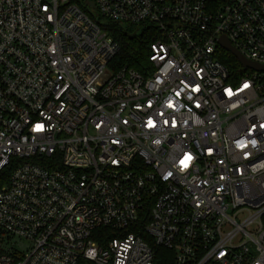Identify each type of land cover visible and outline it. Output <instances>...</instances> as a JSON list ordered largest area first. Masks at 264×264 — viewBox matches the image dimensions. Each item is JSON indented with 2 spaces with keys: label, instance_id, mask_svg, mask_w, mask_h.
<instances>
[{
  "label": "built area",
  "instance_id": "2783aa9c",
  "mask_svg": "<svg viewBox=\"0 0 264 264\" xmlns=\"http://www.w3.org/2000/svg\"><path fill=\"white\" fill-rule=\"evenodd\" d=\"M222 36L264 66V0H0V264H264V72Z\"/></svg>",
  "mask_w": 264,
  "mask_h": 264
},
{
  "label": "trees",
  "instance_id": "16d2710c",
  "mask_svg": "<svg viewBox=\"0 0 264 264\" xmlns=\"http://www.w3.org/2000/svg\"><path fill=\"white\" fill-rule=\"evenodd\" d=\"M103 27L120 45V52L111 64V71L127 67L142 75H148L152 70L150 64L151 45L157 39V32L149 26H133L120 24H104ZM221 61L233 72L235 76L242 71L241 65L228 52L221 51ZM101 237L114 238L111 231L101 229L98 231Z\"/></svg>",
  "mask_w": 264,
  "mask_h": 264
},
{
  "label": "water",
  "instance_id": "95a60500",
  "mask_svg": "<svg viewBox=\"0 0 264 264\" xmlns=\"http://www.w3.org/2000/svg\"><path fill=\"white\" fill-rule=\"evenodd\" d=\"M219 46L229 54H231L241 65L243 69H250L256 72H264V66L247 60L239 51H237L227 37L222 36L218 39Z\"/></svg>",
  "mask_w": 264,
  "mask_h": 264
},
{
  "label": "snow or ice",
  "instance_id": "6c2138e0",
  "mask_svg": "<svg viewBox=\"0 0 264 264\" xmlns=\"http://www.w3.org/2000/svg\"><path fill=\"white\" fill-rule=\"evenodd\" d=\"M245 87H247V85H245Z\"/></svg>",
  "mask_w": 264,
  "mask_h": 264
}]
</instances>
